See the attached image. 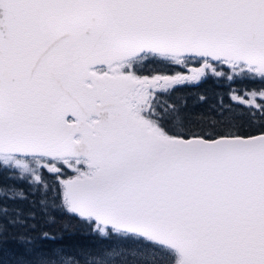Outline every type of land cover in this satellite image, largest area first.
<instances>
[{"label":"snow or ice","instance_id":"1","mask_svg":"<svg viewBox=\"0 0 264 264\" xmlns=\"http://www.w3.org/2000/svg\"><path fill=\"white\" fill-rule=\"evenodd\" d=\"M0 264H264V0H0Z\"/></svg>","mask_w":264,"mask_h":264},{"label":"trees","instance_id":"2","mask_svg":"<svg viewBox=\"0 0 264 264\" xmlns=\"http://www.w3.org/2000/svg\"><path fill=\"white\" fill-rule=\"evenodd\" d=\"M252 86V85H250ZM217 85L214 84L212 81H208L205 84L201 85L199 89H183V91H209L211 93V91L216 90L217 89ZM10 206H19V207H23L25 210H27L28 205L27 202L23 203V204H19L17 203L16 205H13L12 202H9ZM61 223L57 222L56 224L48 227L46 230L50 231V232H54L57 234L61 233ZM11 231H15L14 229H12ZM59 244H63L66 245L68 247H72L75 245H90L91 244V238L89 237H85V236H81V235H69L68 233H63V238L57 241ZM11 246V245H10Z\"/></svg>","mask_w":264,"mask_h":264}]
</instances>
